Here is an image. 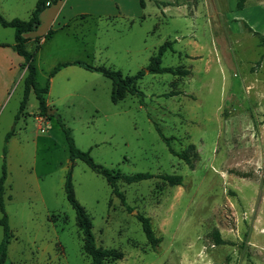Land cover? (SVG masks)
Instances as JSON below:
<instances>
[{
	"label": "rangeland",
	"instance_id": "rangeland-1",
	"mask_svg": "<svg viewBox=\"0 0 264 264\" xmlns=\"http://www.w3.org/2000/svg\"><path fill=\"white\" fill-rule=\"evenodd\" d=\"M144 3L63 0L49 7L60 15L56 24L48 16L40 22L37 35H53L34 64L52 114L40 115L33 91L19 113L21 58L0 86V178L5 167L2 199L12 235L5 264H91L64 192L69 170L96 246L123 255L104 264H264V0H246L241 10L236 0ZM35 5L0 0V15L28 20ZM0 33L14 42L13 29L0 26ZM165 42L171 50L161 66L188 73H145L136 83L142 104L131 95L113 103L111 81L78 66L49 80L68 61L132 76ZM58 120L96 164L124 175H179L182 184L118 180L121 196L113 194L103 176L70 161ZM163 137L189 163L172 155ZM138 213L150 219L156 246Z\"/></svg>",
	"mask_w": 264,
	"mask_h": 264
},
{
	"label": "trees",
	"instance_id": "trees-1",
	"mask_svg": "<svg viewBox=\"0 0 264 264\" xmlns=\"http://www.w3.org/2000/svg\"><path fill=\"white\" fill-rule=\"evenodd\" d=\"M59 0H36V5L32 11L28 20H20L14 18L11 20H6L0 15V26L2 28H11L14 30V50L22 58L23 63L21 64L22 68L26 69V76L24 78V91L23 98L20 103L19 113H21L27 103L28 95L33 91L36 100L38 101L39 113L42 116H47L46 104L43 98V95L48 93V85L44 88H37L36 85V66H35V51L38 49V40L37 45L32 51H28L26 48L27 38L24 37L25 34L34 32L40 25V15L44 12L49 6L54 5ZM246 0H236V9L241 10L244 8ZM140 6L144 8V0H139ZM53 31L49 30L45 36V39L51 37ZM48 36V37H47ZM264 43V37H262ZM171 50L169 47V42L162 44L157 52L150 57L149 63L145 69L139 70L136 74L132 76H123L122 73L118 70H111L105 67H94L80 61H71L63 62L57 64L49 73V79L52 78L58 71L62 68L68 66H78L87 71L98 72L107 79L111 81V95L110 99L113 103H117L123 100L127 95L135 96L139 99V102H143V93L136 87L137 81L143 78L145 73L150 74H172L184 76L187 75L186 70L181 68L174 69L172 67H162L161 60L163 55ZM17 118V116H16ZM58 124L61 130L64 132L65 140L69 150V159L72 162L75 159L82 160L86 166L101 176H103L111 188V192L115 195L121 196V193L117 190V181L123 180L124 182L130 184L135 182H140L143 180H148L152 178L161 179L166 182L169 186H180L182 184V177L179 175H152L149 173H137L133 175H124L119 171L108 169L102 165L96 164L90 157L88 152H82L74 146L73 139L70 135V130L65 126V124L58 120ZM159 131V130H158ZM13 134V130L8 133L7 140ZM165 143L167 144L169 151L172 155L179 157L180 159L189 163V159L184 154L175 153L169 146V140L164 138ZM5 152V151H4ZM6 169L2 168V176L0 178V212L2 217L0 219V226L2 227L3 237L0 242V264H5L7 257V249L9 241L11 238V232L8 225V218L4 211L3 199H2V184L5 180ZM64 192L66 195V200L73 208L75 212L76 225L82 233V248L83 252L90 257L91 264H104L107 260H119L122 258V253L115 249H105L100 246H96L95 238L92 233V223L89 220L84 208L77 202L73 193V186L71 183V170L66 174L64 182ZM123 202V201H122ZM123 205L125 203L123 202ZM128 212H132L131 207L125 206ZM137 220L141 224L142 231L147 239V241L154 247L160 242V238H157L154 235V232L151 227L150 219L140 213L136 215ZM216 242L219 244V236H216Z\"/></svg>",
	"mask_w": 264,
	"mask_h": 264
},
{
	"label": "crops",
	"instance_id": "crops-1",
	"mask_svg": "<svg viewBox=\"0 0 264 264\" xmlns=\"http://www.w3.org/2000/svg\"><path fill=\"white\" fill-rule=\"evenodd\" d=\"M62 2H63V0H59L56 4L51 5V6H55L57 8ZM139 4H140V2H139ZM51 6H49V7H51ZM144 6H145V3H144ZM49 7L44 12H42V14L40 15V22L43 20L44 17L48 16L49 19H50V24H53V23L56 24L60 13H59V11H55V10L52 11L51 9H49ZM163 9H165L164 6H163ZM58 13H59V15H58ZM85 16H87V14ZM85 16H82V17L85 19ZM70 19L71 18H68V22L70 21ZM68 26L69 25L67 24V19H66L64 21V27L61 28L60 30H63L65 27H68ZM52 35H53V33H52ZM52 35H51V37H52ZM3 36H4V34L0 33V51H2V52H0V62H2V66L4 67L3 71L0 72V76L2 78V80L0 81V86H3V83L5 84L7 82L6 79L8 77H10V75L12 74V71H13L12 68L15 65H19L20 61H21L20 60L21 57L15 52V50L13 48L14 42L13 43H8L7 41H5V38H3ZM24 37L28 39V41L26 42V48H27L28 51L34 50V48L36 46H34L32 50H29L28 47L31 44L33 46V42L38 40V44L39 45H38V49L35 51V57L37 55V52L40 49V45L45 43L46 40L51 39V37L48 38V39H45V37H43L41 35H37L36 31L28 33V34H25ZM68 62H71V61H68ZM65 68H67V67H65ZM62 69H64V68H62ZM36 71H37V67H36ZM20 73H21V77L25 78L26 73H27L26 69L21 67V72ZM37 74H36V83H37V76H38ZM52 78H50V79H52ZM38 119L39 118H37V117L35 118V120H37V121H38Z\"/></svg>",
	"mask_w": 264,
	"mask_h": 264
},
{
	"label": "water",
	"instance_id": "water-1",
	"mask_svg": "<svg viewBox=\"0 0 264 264\" xmlns=\"http://www.w3.org/2000/svg\"><path fill=\"white\" fill-rule=\"evenodd\" d=\"M53 112L52 111H50V110H48V112H47V114H52Z\"/></svg>",
	"mask_w": 264,
	"mask_h": 264
}]
</instances>
